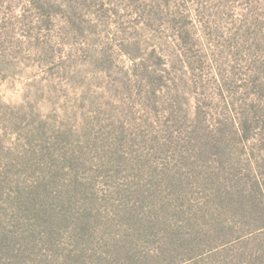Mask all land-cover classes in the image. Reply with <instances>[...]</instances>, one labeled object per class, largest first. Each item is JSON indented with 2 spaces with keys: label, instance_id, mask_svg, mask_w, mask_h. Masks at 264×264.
<instances>
[{
  "label": "trees",
  "instance_id": "obj_1",
  "mask_svg": "<svg viewBox=\"0 0 264 264\" xmlns=\"http://www.w3.org/2000/svg\"><path fill=\"white\" fill-rule=\"evenodd\" d=\"M44 1L49 26L55 1ZM73 1L67 23L83 35L85 12ZM92 1L120 17L115 2L85 7ZM180 25L173 42L182 51L151 50L135 69L104 52L115 77L88 121L50 130L27 123L38 142L8 146L0 264H264V59L244 73L234 65L210 74L197 27ZM126 40L135 60L136 42ZM231 45L237 61L264 50L248 39ZM205 78L222 102L206 100Z\"/></svg>",
  "mask_w": 264,
  "mask_h": 264
},
{
  "label": "rangeland",
  "instance_id": "obj_2",
  "mask_svg": "<svg viewBox=\"0 0 264 264\" xmlns=\"http://www.w3.org/2000/svg\"><path fill=\"white\" fill-rule=\"evenodd\" d=\"M31 1L0 0V160L15 157L8 146H16L19 140L38 142V136L25 129L28 125L50 130L88 121L89 111L95 110L92 106H98L105 89L111 92L108 85L115 77L103 64L107 49L119 66L135 69L133 62H148L151 50L157 55L182 51L173 40L180 23L187 25L190 19L198 29L201 50L203 46L210 56L208 73H218L222 67L232 70L234 65L244 73L251 70V59H264L262 50L251 56L239 54L237 61L233 53L238 49L231 48L246 39L264 45V0H105L120 7V17L107 16L106 10L95 8L94 1L85 7L88 0H79L85 12H81L83 35L67 23L75 14L73 0H54L49 26L40 14L45 1L33 0L38 9ZM130 37L138 48L135 60L130 55L135 51L128 48L134 45H127ZM123 47L128 55L121 52ZM203 82L208 87L202 90L206 100L222 102L218 87L206 78ZM95 113L102 116L100 109Z\"/></svg>",
  "mask_w": 264,
  "mask_h": 264
}]
</instances>
